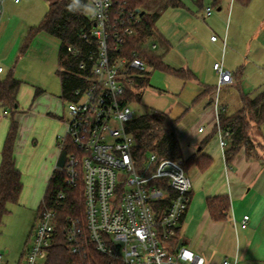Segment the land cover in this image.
Returning a JSON list of instances; mask_svg holds the SVG:
<instances>
[{
	"label": "crops",
	"instance_id": "0c3cea01",
	"mask_svg": "<svg viewBox=\"0 0 264 264\" xmlns=\"http://www.w3.org/2000/svg\"><path fill=\"white\" fill-rule=\"evenodd\" d=\"M181 1V7L162 10L156 23L158 36L148 45L156 44L155 50L149 49L167 66L184 73L148 68L152 74L147 88L166 100L159 111L179 119L176 133L182 160L194 158L187 165L192 200L180 228L181 238L206 264L216 259L221 264H264V157L250 158L242 147L227 162L222 133L216 127L221 111L233 115L242 108L245 96L264 93V3ZM164 2L152 1L147 10H160ZM208 8H212L210 15ZM48 10L45 0L0 4V64L4 67L0 79L13 76L22 82L15 107L0 105V167L13 119L18 123L14 159L23 182L19 202L8 204L9 212L0 221L4 264L24 262L39 207L57 168L60 137L67 128L59 75L61 41L46 31L30 36ZM215 63H222L232 74L221 87ZM256 129L252 137L264 147V124ZM205 158L210 163L202 168ZM223 195L229 197L230 210L216 221L207 201ZM245 215L250 216L249 225L242 228ZM9 224L15 226L13 235H9ZM12 255L19 260L11 262Z\"/></svg>",
	"mask_w": 264,
	"mask_h": 264
},
{
	"label": "built area",
	"instance_id": "2783aa9c",
	"mask_svg": "<svg viewBox=\"0 0 264 264\" xmlns=\"http://www.w3.org/2000/svg\"><path fill=\"white\" fill-rule=\"evenodd\" d=\"M91 9L92 27L81 35L86 47L67 48L79 58L77 75L85 84L74 91V99L65 101L67 128L60 137L61 150L68 142L72 146L65 167L60 168L66 173L65 183L76 186L81 180L83 184L90 242L123 264H206L180 234L192 200V181L184 161L154 152L142 161L134 155L136 141L128 124L137 115L124 93L148 65L135 53L125 54V46L136 35L140 18L117 7L115 0H91ZM211 13L208 8L207 14ZM211 39L216 41L217 36ZM151 47L156 49V44ZM214 69L220 87L230 82L232 74L222 63H215ZM3 72L0 64V75ZM219 131L225 148L229 132ZM66 196L59 192L58 201ZM249 219L244 216L242 228L248 227ZM56 229V209H43L23 264H42ZM78 232L76 224L70 223L67 237L73 252L79 249ZM3 258L0 252V264Z\"/></svg>",
	"mask_w": 264,
	"mask_h": 264
},
{
	"label": "trees",
	"instance_id": "16d2710c",
	"mask_svg": "<svg viewBox=\"0 0 264 264\" xmlns=\"http://www.w3.org/2000/svg\"><path fill=\"white\" fill-rule=\"evenodd\" d=\"M49 2V10L40 25L31 29L30 36L39 31H46L61 41L59 52V75L62 84V98L64 101L74 99V91L83 86L85 81L77 75L79 58L68 51V46L75 48L86 47L81 35L92 27L91 0H45ZM155 0H115L117 7L124 8L127 12H133L139 16L140 21L136 26L137 33L127 39L125 54L133 53L142 57L149 69H161L168 72L183 74L167 66L160 55L152 52L145 44L158 36L156 23L161 12L169 7H181V0H165L160 10L148 11V3ZM223 0H214L219 5ZM248 5L251 0H238ZM72 4L74 11L69 10ZM139 10V13H137ZM141 13H143L141 15ZM182 72V73H181ZM152 71L145 70L141 76L134 79L125 87L124 98L127 104L142 101L145 90L150 85ZM191 74V73H189ZM22 82L9 76L0 79V105L14 108ZM179 119H174L168 112L149 110L135 117L129 124L128 130L134 135L136 146L134 155L139 161L145 159L147 153H157L162 158L182 159V150L176 133ZM264 124V93L255 98L245 96L242 108L233 115H227L224 111L219 114L217 130L221 129L226 136L225 155L230 163L238 151L244 147L249 157L253 155L255 143L252 139L253 126L261 127ZM18 134V123L12 119L11 127L2 152V164L0 167V221L9 212L8 204L19 202L22 190V174L16 167L14 159V146ZM209 140L207 137L202 145ZM65 148L70 151L72 146L68 142ZM194 158L184 161L187 165ZM200 161V160H199ZM198 161V162H199ZM201 162V161H200ZM199 162V163H200ZM210 159L205 158L200 163L206 168ZM66 173L56 168L47 185L43 201L39 207L38 215L45 208L56 209L57 229L53 245L48 249L47 257L42 264H123L122 262L102 254L95 245L90 242V234L87 228L85 206L83 199V184L69 186L65 183ZM67 194L64 200L58 201L59 192ZM208 209L213 220H221L230 210L228 196L211 197L207 201ZM37 215V216H38ZM74 222L79 230L77 252H73L68 241L67 233L69 224Z\"/></svg>",
	"mask_w": 264,
	"mask_h": 264
},
{
	"label": "rangeland",
	"instance_id": "374dc122",
	"mask_svg": "<svg viewBox=\"0 0 264 264\" xmlns=\"http://www.w3.org/2000/svg\"><path fill=\"white\" fill-rule=\"evenodd\" d=\"M259 1L264 3V0H259ZM91 11H92V9H90V13H91ZM145 46H147L148 48H151V50H155L151 46L148 45V42L145 44ZM59 88H61V87H60V83L58 82L56 90L59 91ZM166 104H167V102H166L165 99L160 98L159 94H155L154 91L149 88V89H147L144 92L143 97H142V101L132 103V106H133V108L135 110V114L137 116H139V115H142V114L146 113L149 110H161L162 108H165ZM230 108H231L230 111L232 112L233 111V107L231 106ZM64 116H65V118H68V112L67 111L65 112ZM40 123H42V122H40ZM256 127L257 126H253L252 133L254 132V130H257ZM252 139H253V137H252ZM253 143H255L254 149L256 148V150H254V152H253V155L255 157H259V158L264 157V147L261 144H257L259 142H255L254 139H253ZM17 218L18 217H16L15 220ZM36 221H37V218H36ZM14 228H15V226H13V224L12 225L9 224V229H8L9 235H13L14 234V232H13ZM32 229L30 228V230H32ZM28 242H29L28 243V245H29L31 240L29 239ZM44 259L45 258H42L40 260V262L43 263ZM15 260H19V259H17V257H14V255H12L11 262H14ZM213 264H221L220 259H216V261Z\"/></svg>",
	"mask_w": 264,
	"mask_h": 264
},
{
	"label": "water",
	"instance_id": "95a60500",
	"mask_svg": "<svg viewBox=\"0 0 264 264\" xmlns=\"http://www.w3.org/2000/svg\"><path fill=\"white\" fill-rule=\"evenodd\" d=\"M137 13H139V10H137ZM143 13H141L142 15ZM68 158V155H67V149L66 148H63L61 151H60V154H59V157H58V161L56 163V166L57 168H64L65 167V164H66V160ZM179 248V247H178Z\"/></svg>",
	"mask_w": 264,
	"mask_h": 264
},
{
	"label": "clouds",
	"instance_id": "9594fccd",
	"mask_svg": "<svg viewBox=\"0 0 264 264\" xmlns=\"http://www.w3.org/2000/svg\"><path fill=\"white\" fill-rule=\"evenodd\" d=\"M74 2H76V0H74ZM68 7H69V10H70V11H74V10H75V9L73 8L72 4H70Z\"/></svg>",
	"mask_w": 264,
	"mask_h": 264
}]
</instances>
